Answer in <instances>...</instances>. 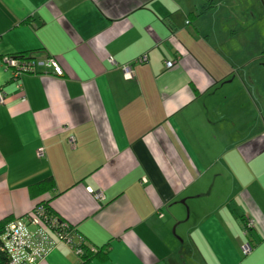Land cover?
Returning a JSON list of instances; mask_svg holds the SVG:
<instances>
[{"label": "crops", "instance_id": "0c3cea01", "mask_svg": "<svg viewBox=\"0 0 264 264\" xmlns=\"http://www.w3.org/2000/svg\"><path fill=\"white\" fill-rule=\"evenodd\" d=\"M0 56L64 70L0 66V221L47 201L86 264H264V0H0Z\"/></svg>", "mask_w": 264, "mask_h": 264}, {"label": "built area", "instance_id": "2783aa9c", "mask_svg": "<svg viewBox=\"0 0 264 264\" xmlns=\"http://www.w3.org/2000/svg\"><path fill=\"white\" fill-rule=\"evenodd\" d=\"M146 60L147 57L142 56L138 61L145 62ZM0 66L11 71L12 79L16 81L24 74H40L42 69L52 70L59 77L64 76L63 68L51 56L42 58L0 56ZM166 66L172 67L173 62H166ZM122 70L127 79L134 78V71L131 66H124ZM19 87L21 86L19 85ZM4 101L5 93L1 91L0 102L4 103ZM38 156H44L43 149L39 150ZM94 196L97 200L103 199L102 192H97ZM43 213L44 209L38 206L26 218L15 220L6 227L3 233V249L9 256L8 264H38L56 248L58 241L71 245L79 257L85 253L86 247L92 251L96 250V248L86 245L84 238L79 235L76 228L71 231L65 230V232L62 229H56L61 219L52 217L48 222H45L42 218ZM252 225L249 223L248 229ZM77 238L79 239L78 243L76 242ZM243 250L247 253L249 246H245Z\"/></svg>", "mask_w": 264, "mask_h": 264}, {"label": "trees", "instance_id": "16d2710c", "mask_svg": "<svg viewBox=\"0 0 264 264\" xmlns=\"http://www.w3.org/2000/svg\"><path fill=\"white\" fill-rule=\"evenodd\" d=\"M214 3L211 2L207 5H205L204 8H202L196 15H199L205 11H207L208 9H211L213 7ZM24 58L28 57V56H23ZM54 180L53 178H49L46 180H43L41 182H38L36 184H33L30 186V194L33 198H38L42 195H44L45 193H47L48 191H50L52 188H54ZM41 206L44 209V213L42 215L43 220H45V222H48L52 217H58L51 209L49 203L47 201H42L40 202V204H38L36 207ZM35 207V208H36ZM28 216V215H27ZM13 220L10 218H7L3 221H0V264H8L9 263V256L8 253L3 249L4 246V240H3V233L4 230L6 229V227L12 222ZM245 222V220H244ZM247 225V222L245 223ZM73 226L70 225L67 222H64L63 220H59V225L58 227H56V229H62L64 232L65 230L67 231H71L73 230ZM55 229V228H54ZM85 253L80 256V264H86L88 263L90 260H92L93 258L96 257H100V256H107L108 255V248L107 247H103V248H96V250H93L86 247L85 248Z\"/></svg>", "mask_w": 264, "mask_h": 264}]
</instances>
